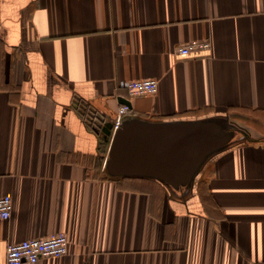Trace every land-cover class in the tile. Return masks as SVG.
<instances>
[{
    "label": "crops",
    "instance_id": "1",
    "mask_svg": "<svg viewBox=\"0 0 264 264\" xmlns=\"http://www.w3.org/2000/svg\"><path fill=\"white\" fill-rule=\"evenodd\" d=\"M211 48L180 55L192 41ZM155 79L130 97L122 81ZM155 124L227 117L244 135L189 189L105 175L120 99ZM107 173V172H106ZM0 264H264V0H0Z\"/></svg>",
    "mask_w": 264,
    "mask_h": 264
},
{
    "label": "water",
    "instance_id": "2",
    "mask_svg": "<svg viewBox=\"0 0 264 264\" xmlns=\"http://www.w3.org/2000/svg\"><path fill=\"white\" fill-rule=\"evenodd\" d=\"M112 129L107 122L102 130L111 137L105 162L110 177L157 180L176 191L191 188L205 164L244 135L227 117L155 124L125 116L114 134Z\"/></svg>",
    "mask_w": 264,
    "mask_h": 264
},
{
    "label": "built area",
    "instance_id": "3",
    "mask_svg": "<svg viewBox=\"0 0 264 264\" xmlns=\"http://www.w3.org/2000/svg\"><path fill=\"white\" fill-rule=\"evenodd\" d=\"M208 41H192L180 46V55L188 56L193 52L209 50ZM120 88L130 97L152 95L157 93L159 82L155 79L122 81ZM130 111L127 105L120 106L113 121L112 133L121 125L122 119ZM13 212V200L10 195L0 197V220H9ZM69 239L65 233H58L47 238L28 239L8 246L6 264H36L43 258H61L68 253Z\"/></svg>",
    "mask_w": 264,
    "mask_h": 264
},
{
    "label": "rangeland",
    "instance_id": "4",
    "mask_svg": "<svg viewBox=\"0 0 264 264\" xmlns=\"http://www.w3.org/2000/svg\"><path fill=\"white\" fill-rule=\"evenodd\" d=\"M110 137H108V139H109ZM105 175H107V173L105 172Z\"/></svg>",
    "mask_w": 264,
    "mask_h": 264
},
{
    "label": "trees",
    "instance_id": "5",
    "mask_svg": "<svg viewBox=\"0 0 264 264\" xmlns=\"http://www.w3.org/2000/svg\"><path fill=\"white\" fill-rule=\"evenodd\" d=\"M109 178H113V177H109Z\"/></svg>",
    "mask_w": 264,
    "mask_h": 264
},
{
    "label": "bare ground",
    "instance_id": "6",
    "mask_svg": "<svg viewBox=\"0 0 264 264\" xmlns=\"http://www.w3.org/2000/svg\"><path fill=\"white\" fill-rule=\"evenodd\" d=\"M113 134V133H112Z\"/></svg>",
    "mask_w": 264,
    "mask_h": 264
}]
</instances>
